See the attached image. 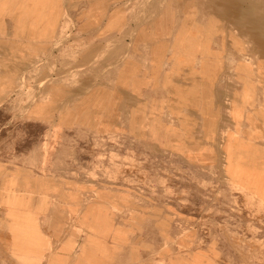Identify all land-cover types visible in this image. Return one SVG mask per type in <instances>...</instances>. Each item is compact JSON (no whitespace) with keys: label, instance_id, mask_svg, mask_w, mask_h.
Segmentation results:
<instances>
[{"label":"rangeland","instance_id":"1","mask_svg":"<svg viewBox=\"0 0 264 264\" xmlns=\"http://www.w3.org/2000/svg\"><path fill=\"white\" fill-rule=\"evenodd\" d=\"M263 20L0 0V264H264Z\"/></svg>","mask_w":264,"mask_h":264},{"label":"bare ground","instance_id":"2","mask_svg":"<svg viewBox=\"0 0 264 264\" xmlns=\"http://www.w3.org/2000/svg\"><path fill=\"white\" fill-rule=\"evenodd\" d=\"M177 3V2H176ZM254 10V9H253ZM233 13V12H232ZM231 13V15H233ZM253 13V12H252ZM233 17V16H232ZM257 19V18H256ZM241 21V20H240ZM239 21V22H240ZM264 21V20H263ZM238 23V22H237ZM241 24V23H240ZM257 28V27H256ZM264 29H262V31H263ZM253 33L254 34H256V35H258V34H260L261 33V30L259 29V30H257V29H255V31H254V29H253ZM262 34V33H261ZM202 43V42H201ZM240 48V47H239ZM252 48H253V46H252ZM262 53V52H261ZM200 62V61H199ZM246 65H247V68H248V62L246 61ZM249 70H251V69H249ZM253 96H254V93H253ZM264 180V177H263V175H261L260 173L259 174H257V175H255V177H254V181H263ZM258 193L261 195V196H264V192H263V190H261V189H259L258 190Z\"/></svg>","mask_w":264,"mask_h":264}]
</instances>
